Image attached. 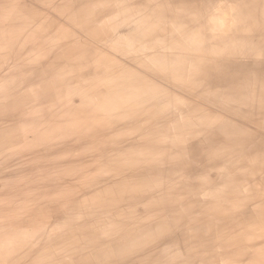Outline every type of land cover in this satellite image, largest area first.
<instances>
[{
  "label": "bare ground",
  "instance_id": "6f19581e",
  "mask_svg": "<svg viewBox=\"0 0 264 264\" xmlns=\"http://www.w3.org/2000/svg\"><path fill=\"white\" fill-rule=\"evenodd\" d=\"M38 1L31 69L81 111L40 123L30 175L0 152V203L26 205L7 174L70 209L29 232L0 214V264H264V0Z\"/></svg>",
  "mask_w": 264,
  "mask_h": 264
},
{
  "label": "rangeland",
  "instance_id": "374dc122",
  "mask_svg": "<svg viewBox=\"0 0 264 264\" xmlns=\"http://www.w3.org/2000/svg\"><path fill=\"white\" fill-rule=\"evenodd\" d=\"M36 1L38 0H0V57H5V54L9 55L11 53L13 55L11 59L16 61L15 67L17 68V76L14 78V83H7L5 88L0 93V152L10 151L14 153L18 152L19 154L28 150L30 152V157L25 160V165L23 166L21 172H25V174L29 172V175L31 174V142L36 144L38 143L37 140L39 136L37 130L40 129V123L53 120L57 123H60L63 130L70 131L72 129L70 124L73 122V120L75 121L74 115L81 111V109H77L74 105L67 104V101L64 97L65 83H62L61 79L56 76V72H54V65L52 63H46L44 65L41 64L40 69L36 71L31 69L30 46L31 33H33V30H31L32 6L47 9V7H45L42 3L39 5V1ZM69 16L70 15H62L63 18L66 17L69 21V23H67V27H71V25L74 24L76 25V23L71 19L72 17ZM33 85L36 86L34 87ZM65 103L66 112L65 115H63L62 107L61 110L59 109L60 111L58 110V107L63 105L64 108ZM66 114L69 116L68 120L66 118ZM64 120L65 122H63ZM231 121H233L232 123L235 122L234 120ZM2 125L4 126L2 127ZM59 132L60 131L58 130V133ZM57 144V142L55 144V142L52 141L50 150L53 152L59 151V146ZM28 151L25 153H28ZM4 177L1 179L2 183L4 182V186H6L11 191L14 190L12 191L13 194L7 195V198L5 199L16 201V203H20V201L24 199L26 200V205L22 210L20 209L21 206L16 207L17 205H14L12 207L9 205L10 203H6L2 200L0 203V214L8 213L10 210V216H16L19 211H22L20 218L21 223L23 221V226H25L26 232L31 231L32 225L39 223L38 219L46 217L49 220H52L55 219L56 216H60L65 213L64 209H70L68 205L59 203L57 195L46 192H44L41 197H39L40 194H36L37 199L36 195L33 196L32 198L35 199L34 202L36 203L32 204L31 181L29 179L25 180L22 178V176H20L21 178L17 179L19 181L17 184L18 187L14 188L13 185L7 186L9 182L7 179V174H5ZM8 178H10V176ZM91 203V199L88 198L83 199L81 202L82 206L84 207H87ZM93 205L95 204L90 205V207ZM228 220L229 219H227V221ZM230 221L232 222L233 218H230Z\"/></svg>",
  "mask_w": 264,
  "mask_h": 264
}]
</instances>
